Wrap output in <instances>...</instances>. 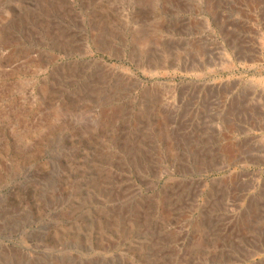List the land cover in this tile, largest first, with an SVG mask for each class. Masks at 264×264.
<instances>
[{
  "label": "rangeland",
  "instance_id": "1",
  "mask_svg": "<svg viewBox=\"0 0 264 264\" xmlns=\"http://www.w3.org/2000/svg\"><path fill=\"white\" fill-rule=\"evenodd\" d=\"M0 264H264V0H0Z\"/></svg>",
  "mask_w": 264,
  "mask_h": 264
}]
</instances>
